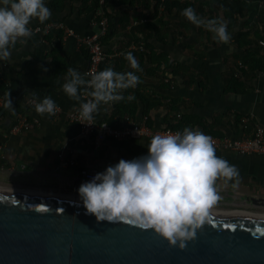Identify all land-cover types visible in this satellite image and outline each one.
I'll return each mask as SVG.
<instances>
[{
  "label": "crops",
  "instance_id": "1",
  "mask_svg": "<svg viewBox=\"0 0 264 264\" xmlns=\"http://www.w3.org/2000/svg\"><path fill=\"white\" fill-rule=\"evenodd\" d=\"M83 1L65 0L59 11L49 8L51 15L42 23L37 18L31 19L32 36L24 44L18 40L11 46L7 60L0 62V80L5 86L0 98L8 92L14 108V111L3 108L0 100L2 190L78 199L76 190L84 182L78 176L81 168L101 172L121 158L128 160L147 152L150 139L98 140L95 134L81 136L78 126L65 117L68 112L77 111L80 103L69 98L61 88L67 69L71 67L86 74V39L100 32L96 15L85 12ZM104 7L115 24V33L105 42V57L97 71L106 67L117 72L136 71L130 68L124 55L126 52H146L152 55V59L164 54L167 62L178 63L187 70L183 78L167 74L162 82L159 79L164 63L160 64L156 76H152L147 74L152 66L144 61L136 71L140 78L137 83L139 89H125L122 93L126 97L130 94L128 91L133 90L147 100L122 99L127 106H135L131 114L123 107L115 112L114 107L122 100L101 103L99 111L94 114L96 124L122 127L141 123L146 118L145 124L155 131H182L169 128L167 123L176 124L184 120L188 124L199 123L190 125L193 129L202 132L205 129L211 133L209 135L230 139L250 135L256 126L264 129V71L240 67L245 75L236 78L237 89L230 88L228 81L230 73L241 63L239 58L250 56L255 49L254 46L238 45L235 36L249 30L248 38L258 40V44L264 41V17L258 20L257 14L253 17L255 20L250 21L248 14H233L226 18L222 13L214 12L211 19L225 22L230 35L228 42L221 43L213 40V33L203 24L194 25L183 17L182 7L164 10L159 0H133V4L106 0ZM195 12L204 21L210 17L207 10ZM119 20L123 23H118ZM47 23H55L57 27L44 33L34 31ZM148 24L155 26L158 32L142 27ZM134 26L139 31L133 35L131 30ZM53 30L60 31L59 41L51 36ZM58 42L60 47L55 49ZM259 47L261 54L264 46L259 44ZM134 57L139 63V57ZM30 92L38 99L45 95L51 97L61 115L54 118L36 113L34 105L29 103L33 99ZM86 99L88 97L82 94L81 101ZM18 117L31 122L33 127L13 132ZM243 118H247L245 125L241 123ZM216 155L234 164L239 177L235 187L232 180L225 184L223 178H217L220 198L209 210L256 211L247 200L264 197V156L240 155L229 150H216ZM61 156L74 164L60 165Z\"/></svg>",
  "mask_w": 264,
  "mask_h": 264
},
{
  "label": "clouds",
  "instance_id": "2",
  "mask_svg": "<svg viewBox=\"0 0 264 264\" xmlns=\"http://www.w3.org/2000/svg\"><path fill=\"white\" fill-rule=\"evenodd\" d=\"M50 15L45 0H0V62L7 60L11 46L18 40L24 44L32 36L31 19L42 23ZM181 15L194 25L203 24L213 33V40L229 41L225 22L204 21L191 6L182 9ZM124 55L130 68L139 71L134 55ZM136 71L117 72L106 67L86 79L87 74L69 67L61 88L69 98L80 101V123L93 124L83 121L94 120L101 103L134 100L133 94L125 97L122 90L135 88L140 79ZM32 94L36 113L52 115L56 111L51 97L38 99ZM82 94L88 99L81 101ZM0 100L3 108L14 111L8 92ZM218 177L225 184L232 180L235 187L239 172L234 164L216 155L212 137L185 126L175 133L154 134L146 154L119 159L82 182L76 191L85 213L97 222L120 220L151 229L169 246L182 249L220 198Z\"/></svg>",
  "mask_w": 264,
  "mask_h": 264
},
{
  "label": "water",
  "instance_id": "3",
  "mask_svg": "<svg viewBox=\"0 0 264 264\" xmlns=\"http://www.w3.org/2000/svg\"><path fill=\"white\" fill-rule=\"evenodd\" d=\"M247 201L264 208L263 196ZM217 212L178 249L151 229L97 222L78 199L0 189V264H264V215Z\"/></svg>",
  "mask_w": 264,
  "mask_h": 264
},
{
  "label": "trees",
  "instance_id": "4",
  "mask_svg": "<svg viewBox=\"0 0 264 264\" xmlns=\"http://www.w3.org/2000/svg\"><path fill=\"white\" fill-rule=\"evenodd\" d=\"M46 1V0H45ZM65 0H49L46 4L48 8L54 9V10H61L63 8V2ZM121 4H133V0H119ZM105 2L104 0L103 4H100V0H84L83 5L85 7V12H95L98 9H101L102 11L105 12L108 23H107V28L104 36H102L99 41L102 47L105 46V42L109 40L115 33V24L112 21V18L106 13L105 11ZM163 4L164 10H170L171 8H179L182 7L183 9L185 7L191 6L193 9L203 12L204 10H207V12L210 14L209 19H211L212 14L215 12L216 14L222 13L224 17L228 18L230 15L236 14L238 16H244L245 14H248L249 20L252 21L255 18V15L258 14V20L264 17V0H159V4ZM254 17V18H253ZM100 18L96 17V20L98 21ZM123 19V18H122ZM208 19V20H209ZM255 20V19H254ZM120 20L118 21V23ZM123 23V22H120ZM141 27V25H140ZM142 27H146V29L151 30L152 32H158V29L155 26L152 25H144ZM139 31L138 27H133L131 32L136 33ZM250 35V31H244L240 32L235 36V42H237L238 45H245V46H254L255 49L250 53V56H245L239 58L242 67H246L250 70H258V71H264V50L260 54V51L258 50L259 44L258 40L253 41L248 38ZM51 36H54L57 38L59 41L61 38V33L58 30H53L51 32ZM264 39V38H263ZM58 46L55 47V49H58L59 42L57 44ZM134 56L139 57V64L141 65L144 61H148L149 64L152 66L150 69L147 71V74L156 76V73L159 71V66L161 63H164V69L160 71L162 73V77L159 79L160 81L163 82V79L167 74H170L173 78L174 77H185V71L187 68L183 67L182 65L175 63H169L167 62V59H165L164 54L155 56L152 59V55L146 52H140L138 54H135L134 52H131ZM160 58V59H157ZM243 68H240L237 66L236 70L232 71V74L230 73L228 81H229V86L232 89H237L236 85L238 84V78L240 75L244 76L245 71ZM191 77H189L190 79ZM192 81V79H191ZM237 83V84H235ZM129 89H139V85L137 84L135 88H129ZM5 91V86L3 82L0 80V93H4ZM131 94L134 95V99L140 98L143 101L147 100L145 97L142 95H139L136 91L129 90ZM125 100L119 101L116 106L114 107L115 112H118L119 110L124 108V110H127L129 114L133 113L135 110V106H127L124 102ZM130 110V111H129ZM199 124V123H194ZM192 122L191 124H188V122L184 120H180V122L176 124H172L171 122L167 123V126L171 129H178L182 130L185 126L190 127V125H194ZM203 126V125H202ZM192 128V127H190ZM205 133L211 134L210 132L206 131L203 129Z\"/></svg>",
  "mask_w": 264,
  "mask_h": 264
},
{
  "label": "built area",
  "instance_id": "5",
  "mask_svg": "<svg viewBox=\"0 0 264 264\" xmlns=\"http://www.w3.org/2000/svg\"><path fill=\"white\" fill-rule=\"evenodd\" d=\"M104 0H100V4H103ZM96 17L100 19L96 20V25L100 28V32L96 35L91 36L90 38L86 39V45L88 48V70L86 74L91 76L92 73L97 72L99 64L104 60V51L103 47L100 44L99 39L104 36L107 28V17L104 11L98 9L95 12ZM57 24L55 23H47L43 26L37 27L34 31L44 33L52 28H56ZM259 44L264 46V41H260ZM239 67H242V63H238ZM29 103L34 105V100H30ZM61 115L60 109L57 107L56 111L49 115L51 117H58ZM66 119L74 123L78 126L79 133L81 136H86L90 134H95L98 140L104 139H113V140H125L131 137H143L147 139H151L154 134L160 133H175L176 130L170 129H163L160 131H155L151 129L148 125H146L145 120L141 123H134L130 126H122V127H111L105 124H96L93 120L92 121H83L84 123H93V124H82L80 119L78 118V113L76 110L68 112L65 115ZM242 125L247 123V118H243L241 120ZM33 127L31 122H28L23 117H18L16 120L12 131L13 132H23L30 130ZM206 134V133H205ZM209 135V134H207ZM213 146L215 150H229L240 155H260L264 156V129L260 126H256L250 135H241L238 138L230 139L226 137H216L212 136ZM74 163L70 160H65L60 157V165L66 167L71 166ZM100 172L96 169H89V168H81L78 172V176L83 179L84 181L89 180L95 173Z\"/></svg>",
  "mask_w": 264,
  "mask_h": 264
},
{
  "label": "flooded vegetation",
  "instance_id": "6",
  "mask_svg": "<svg viewBox=\"0 0 264 264\" xmlns=\"http://www.w3.org/2000/svg\"><path fill=\"white\" fill-rule=\"evenodd\" d=\"M252 205V204H251ZM254 208L256 209V211H253L254 213H257V214H262L264 215V208L262 207H256L255 205H253ZM250 212V211H249ZM252 212V211H251Z\"/></svg>",
  "mask_w": 264,
  "mask_h": 264
},
{
  "label": "bare ground",
  "instance_id": "7",
  "mask_svg": "<svg viewBox=\"0 0 264 264\" xmlns=\"http://www.w3.org/2000/svg\"><path fill=\"white\" fill-rule=\"evenodd\" d=\"M208 212H212V211L208 210ZM213 212H217V211H213ZM217 213H218V212H217Z\"/></svg>",
  "mask_w": 264,
  "mask_h": 264
}]
</instances>
